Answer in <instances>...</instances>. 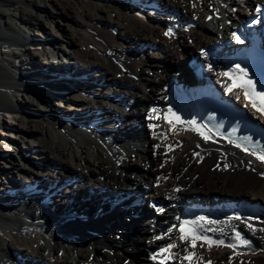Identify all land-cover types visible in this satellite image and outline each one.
I'll return each mask as SVG.
<instances>
[{
    "label": "bare ground",
    "instance_id": "6f19581e",
    "mask_svg": "<svg viewBox=\"0 0 264 264\" xmlns=\"http://www.w3.org/2000/svg\"><path fill=\"white\" fill-rule=\"evenodd\" d=\"M263 13L264 0H0V264H264L261 154L198 112L221 98L264 127L232 57L264 53ZM183 217L195 236L160 253Z\"/></svg>",
    "mask_w": 264,
    "mask_h": 264
},
{
    "label": "snow or ice",
    "instance_id": "6c2138e0",
    "mask_svg": "<svg viewBox=\"0 0 264 264\" xmlns=\"http://www.w3.org/2000/svg\"><path fill=\"white\" fill-rule=\"evenodd\" d=\"M257 11H260V9L258 8ZM211 18H212V17H209V19H211ZM169 34H170V32H166V33H165V35H169ZM233 36H236V34L233 33ZM236 39H237L238 42L243 43V41H240V38H239L238 36H236ZM202 54H203V55H207V52H204V51L202 50ZM208 67H209V69L211 70L212 65L209 64ZM235 68H236L237 70H239L240 72H245V70L242 69L241 66H240L239 64L235 65ZM222 75H224V76H230V72L222 73ZM243 83L251 84L252 82H251V81H244ZM225 87H226V90H228V91H232V85H226ZM258 95H259L260 97L264 98V92H260V93H258ZM237 98H238V97H237ZM246 98H247V93H246ZM252 106H253V108L256 107L255 104H253ZM152 111L155 112L156 109H153ZM169 111H170V110H169ZM258 111L264 112V109H258ZM175 119H176L177 122L180 121V117H179V116H176ZM170 123H171V121H170ZM191 123L195 124V121H192ZM201 135H203V133H201ZM204 139L207 140V139H210V137H209V136H204ZM237 147H240V145H237ZM244 150H245V151H248L247 148H245ZM252 154H253V155H256L255 152H253ZM258 159H260L262 162H264V154L259 155V156H258ZM262 175H264V173H262ZM158 211H163V209H158ZM235 219H236V220H240L241 217L237 216V217H235ZM196 220H197V221H208V218H207V217H197ZM208 223H209V224H215V223H217V221H208ZM189 224L195 225V221L184 220V221H181V223H180V226H179V233H180L179 239H180V241H181V244H180V245H177V244H175L174 242H173V243H168L165 247H161V248L159 249L160 253L169 252V251H170L171 249H173V248L181 247L185 242L188 241V239H189V235H193V236H195V233L197 232V228H195V227H193L192 229H189L188 232L186 233L185 225H189ZM248 226H249V227H252L251 225H248ZM200 227H201V230H202V231H213V229H211V228L203 229L202 226H200ZM176 228H177V226H176V225H173L172 227H170V228L167 230V233H166L165 235H170V234L173 232V230L176 229ZM220 231L223 232V229H220ZM240 236H241V233H240L239 231H237V232H236V237L239 238ZM162 238H163L162 236H158V237H157V239H162ZM199 238L202 239V240H204V241H208V240L211 239L210 237L205 236V235H200ZM241 242H242L243 244H245V245H247V244L250 243V241L247 240V239H243ZM212 243H214V244H224V240H222V239H217V240H213ZM191 246H192L193 248L196 247L195 238L192 240V242H191ZM201 246H203V245H201ZM226 246L229 247V248H233V247H235L234 244H227ZM172 258H173V256H172L171 254L165 257V259H172ZM152 259H156V254L153 255ZM184 259H189V257H188V256H184ZM207 264H211V261H208Z\"/></svg>",
    "mask_w": 264,
    "mask_h": 264
},
{
    "label": "rangeland",
    "instance_id": "374dc122",
    "mask_svg": "<svg viewBox=\"0 0 264 264\" xmlns=\"http://www.w3.org/2000/svg\"><path fill=\"white\" fill-rule=\"evenodd\" d=\"M49 21V20H48ZM83 21V23H84V25H91V20L90 19H88L87 17H84V19L82 20ZM53 27L55 28L56 27V24L55 23H52V22H48V24H47V26H46V29H48L49 30V28H50V30L51 29H53ZM111 28V27H110ZM93 36V38L95 39L96 38V34L95 35H92ZM150 45V44H149ZM149 45H147L146 44V46H142V44H141V46H142V48L145 50H147V49H149L150 48V46ZM149 47V48H148ZM64 51H66V52H71V47H69V46H64ZM190 56V55H189ZM188 56H187V59H186V63H187V60H188ZM122 65V67H124V68H127V70L129 69V71L131 70V67H132V65H129V64H126L127 65V67H126V65L125 64H121ZM241 104H244V103H242V102H240ZM66 105H67V103H65ZM66 107V106H65ZM62 108H64V107H62ZM67 109V108H66ZM252 115V114H251ZM253 116V115H252ZM254 118H255V116H253ZM228 169H229V167H228ZM58 203V201H56L55 199H50V206L52 207V208H55ZM67 206H68V203L66 204ZM71 209V212L73 211V212H75L76 213V210H72V208H70ZM70 212V213H71ZM80 212H82V214H86L87 213V210L86 209H81L80 210ZM72 214V217H75V215L76 214ZM137 217L136 218H138V216H140V218L143 220L144 219V217L145 216H142V214H137L136 215ZM79 217H81L80 215H79ZM218 238V237H217ZM129 262V259L128 260H126V263H128Z\"/></svg>",
    "mask_w": 264,
    "mask_h": 264
}]
</instances>
